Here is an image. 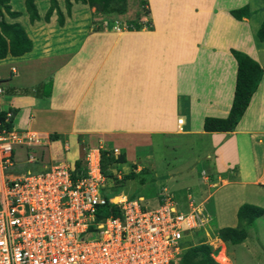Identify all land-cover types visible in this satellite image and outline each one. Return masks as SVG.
Wrapping results in <instances>:
<instances>
[{
	"label": "crops",
	"instance_id": "0c3cea01",
	"mask_svg": "<svg viewBox=\"0 0 264 264\" xmlns=\"http://www.w3.org/2000/svg\"><path fill=\"white\" fill-rule=\"evenodd\" d=\"M11 1L10 11L18 15L2 17L23 28L31 47L20 56L0 59V110L12 109L11 126L38 139L28 146L41 144L46 149V158L39 156L43 165L58 161L74 167L79 159L83 163L88 150L100 148L123 151L124 162L111 165H125L133 158L131 149L154 135L173 150L177 141L190 147L192 140H204L210 147L203 156L208 167L200 169L201 185L196 187L204 192L200 173L216 185L209 193L211 208L222 223L215 233L235 226L242 203L257 206L264 215V70L232 130L202 129L204 117L222 118L228 113L236 70L230 49L264 65V40L255 35L264 15L263 0H146L148 14L139 17L142 25L137 29L104 20V26L91 29L85 10L94 8L83 4V19L78 21L70 6L68 18H73L66 20L70 32L63 37L55 29L64 27L65 20L59 25L54 11L56 27L48 25L52 13L46 22L36 7L39 19L30 22L23 8L28 25L43 29L30 33ZM242 6H247V16L235 19L229 11ZM48 81L46 97L41 86ZM165 172L172 170L168 167ZM163 189L177 198L170 188ZM183 195L191 199L190 193ZM192 197L200 212L204 198ZM217 240L225 251L227 245L245 243ZM226 258L227 264H236Z\"/></svg>",
	"mask_w": 264,
	"mask_h": 264
},
{
	"label": "built area",
	"instance_id": "2783aa9c",
	"mask_svg": "<svg viewBox=\"0 0 264 264\" xmlns=\"http://www.w3.org/2000/svg\"><path fill=\"white\" fill-rule=\"evenodd\" d=\"M24 138L28 134L0 122V264L180 263L183 240L200 225L193 201L178 208L162 189L154 208L125 196L112 203L115 216L97 218L96 207L105 199L100 189L114 177L101 173L99 153L88 150L79 169L57 161L11 175L15 148ZM25 157L36 161L27 151Z\"/></svg>",
	"mask_w": 264,
	"mask_h": 264
},
{
	"label": "rangeland",
	"instance_id": "374dc122",
	"mask_svg": "<svg viewBox=\"0 0 264 264\" xmlns=\"http://www.w3.org/2000/svg\"><path fill=\"white\" fill-rule=\"evenodd\" d=\"M56 2L59 5V8L61 11L64 12V4L63 0H56ZM36 7L38 9V12L40 15H43L47 6L49 5L48 0H35ZM11 8L20 10L22 12V16L19 17V21L23 23L24 26L27 27V30L30 31V33H38L39 31L43 29H34V24L28 25L26 15L24 14L23 8V0H12L11 1ZM79 10L77 11V9ZM86 6H83V4L75 3L71 5V9L76 12L75 16L79 17V19H83V11L85 10ZM89 9V10H88ZM143 7L139 4V0H126V10L123 15H117L115 17L110 15H103L98 14L93 11L92 8H87L85 10V16L88 14L90 15V20L92 21L91 29L94 28L97 25H101L100 27L104 26L105 22H113L117 21V25L124 26L126 29H133L134 23L137 21L139 22V17H143ZM68 15H65L64 17V25L68 26L69 22H66ZM54 17V13L51 15V23L49 21V24H53L52 19ZM72 16L68 18L69 21H72ZM104 20V21H103ZM42 23V21H40ZM142 22V21H140ZM40 23V24H41ZM146 25L149 22H145ZM142 24V23H141ZM38 25V24H37ZM44 25V24H43ZM56 25L55 22L53 26ZM62 25V26H64ZM56 27L55 30L59 31L61 34V37L65 36L66 33L70 32V25L68 27ZM51 26H46L44 28L48 29ZM94 29H98L97 27ZM45 30V29H44ZM65 44L63 45V47ZM37 47H35L34 51H37ZM2 94H0L1 96ZM2 98V97H0ZM17 120V119H16ZM17 132L28 134L29 139L24 138L23 144L20 146H17L15 148L14 153V160L15 163L11 170L8 172L11 175H19V174H25L27 171L35 172L41 169V158H46V149L41 148V144H33L31 147L28 146L27 142H35L37 143L36 139L34 137L32 138L33 133L27 131V130H17ZM160 135H154L147 141H141L139 142L138 147H134L131 150H135V155L133 153V158L130 155L129 158L130 162L125 163V165H114L110 166L109 169L111 172V176L113 173L120 176V180L117 183L114 179V177L108 179L105 182V185L103 188L100 189V194L102 197L106 199L114 200L117 196H122L125 194L126 196L129 195L130 197L134 198L136 196H141V202L143 205H145V208L151 209L154 208L159 199H160V193L162 192L163 187L164 188H170L169 190L174 193V200L176 201L178 208H184L186 206V195L189 194L191 196V201H196L194 197L197 196V200L200 198L202 201V208L199 213V220L198 223H200L199 226L195 227L193 231L191 232V235L189 237H186L183 240V246H190V245H198V244H206L210 247V252L213 253L215 250H213L215 247L213 245L214 242H216L217 239L214 237L216 236L215 230L216 226L222 224L220 220H218L215 216L213 207L211 208V205L209 203V193L211 191V187H214L216 185H211L210 183V176L209 175H203L200 173L201 176H204V182L202 185V188H204V192L197 191L198 185H201V179L199 176V171L202 168H207L206 158L203 157L206 151L210 150L209 143L202 141H196L192 140L190 142V147L185 146L182 143H179L177 141L174 142L177 146L174 147V150L171 149L169 146V143L159 137ZM161 140V142H160ZM160 142V143H159ZM163 145H167L168 147L163 148ZM178 148V149H176ZM176 149V150H175ZM25 150L28 153H32L34 157L36 158V161L33 163L26 162L25 157ZM113 153L118 154L119 152L116 150ZM38 158H37V155ZM40 160V162H39ZM132 160V161H131ZM132 162V163H131ZM44 163H42L43 165ZM139 165V167H136L135 171L137 174L130 178V179H124L122 178L123 175L127 174L129 171L132 170V166ZM168 167L172 170V172H167ZM166 176L168 178H166ZM115 177V178H116ZM167 179V180H166ZM113 181V182H112ZM185 181L187 184H183L182 182ZM121 183V185H119ZM194 184V186H193ZM166 186V187H165ZM193 186V188H192ZM196 190V191H195ZM200 193V194H199ZM128 196V197H129ZM122 197L116 198V201H119L122 199ZM236 223V220H235ZM246 238L243 240L245 241L244 245L237 244V245H229L223 246V256H228L229 259L236 264H264V215L258 216L256 220H254L253 224L246 226ZM224 256V258H225ZM191 257V253H188L185 257V260H189ZM211 257V256H210ZM216 259L215 257H213ZM227 258H225V261ZM216 261H219L216 259ZM187 262V261H186ZM220 262V261H219ZM227 262V261H226ZM221 264H224L220 262ZM189 264V262H187Z\"/></svg>",
	"mask_w": 264,
	"mask_h": 264
},
{
	"label": "trees",
	"instance_id": "16d2710c",
	"mask_svg": "<svg viewBox=\"0 0 264 264\" xmlns=\"http://www.w3.org/2000/svg\"><path fill=\"white\" fill-rule=\"evenodd\" d=\"M9 0H0V59L4 58L7 54L12 57H17L23 53L30 50L31 41L26 36L23 28L18 23H7L3 19V13L9 15L10 17H15L18 15L17 11H10L8 4ZM49 5L47 6L44 14L43 20L48 21V18L52 11L55 12L56 21L59 25L63 23L64 14L57 6L56 0H48ZM71 1L74 3L87 4L94 8V12L103 15L119 16L125 13L126 10V0H63L65 14L68 15L70 12ZM24 9L27 13L28 20L30 22L39 19V15L36 10V5L34 0H23ZM139 4L143 7V14H148V9L145 7L147 4L146 0H139ZM263 11H264V0H263ZM229 13L235 19H241L246 17L248 14L247 6H242L236 9H232ZM141 22L134 23V28H139ZM130 29V28H129ZM258 40H264V15L263 18L255 32ZM230 53L233 56L236 63L235 78H234V88L231 104L228 113L225 117H209L203 118L202 129L207 132L220 131L226 132L230 131L237 124L242 113L244 112L251 94L256 89L259 82L261 73L264 70V65L259 66L256 61L248 57L246 54L230 49ZM3 79H0V81ZM43 87V88H42ZM43 96H49L50 93V82L43 83L42 86ZM8 116V122H4L5 112L0 111V122L1 126L9 127L11 126V119L14 111L10 109ZM99 166L101 173L110 177L111 172L108 167L112 163L124 162V153L120 151L117 155L113 153V149H99ZM82 165L81 160H77L75 163V168L79 169ZM135 166H132V170L127 174L123 175L122 178L130 179L134 177L137 173L133 171ZM121 197L117 196L116 198ZM104 199L102 204L97 205L95 215L96 217L116 215L117 207L112 204L115 200ZM129 198H132L129 196ZM261 210L255 205L242 203L238 206L236 210V224L235 226H224L218 228L216 231L217 237L221 241H228L232 244L240 243L244 240L246 236L245 227L250 225L253 220L261 215ZM212 252V251H211ZM210 247L206 244L190 245L187 246L181 255L179 264H221L215 261V259L210 257ZM188 253H191L189 260H185ZM187 261V262H186Z\"/></svg>",
	"mask_w": 264,
	"mask_h": 264
},
{
	"label": "bare ground",
	"instance_id": "6f19581e",
	"mask_svg": "<svg viewBox=\"0 0 264 264\" xmlns=\"http://www.w3.org/2000/svg\"><path fill=\"white\" fill-rule=\"evenodd\" d=\"M122 197V196H121ZM120 198V197H119ZM125 198V195H123V197H122V199L121 200H123ZM121 200H119V201H121ZM119 201H116L115 203H117V202H119ZM218 239V238H217ZM213 245H214V247L215 248H219L218 249V252H216V253H214V254H212V257H215L217 260H219L220 262H222V263H224V264H227V260L225 261V258H226V256H225V254H224V256H225V258H224V256H223V246H224V244H222V243H220V242H218V240H216V242H214L213 243ZM224 253H225V250H224ZM216 259H215V261H216ZM219 261H217L218 263H220Z\"/></svg>",
	"mask_w": 264,
	"mask_h": 264
},
{
	"label": "clouds",
	"instance_id": "9594fccd",
	"mask_svg": "<svg viewBox=\"0 0 264 264\" xmlns=\"http://www.w3.org/2000/svg\"><path fill=\"white\" fill-rule=\"evenodd\" d=\"M214 254V253H213ZM210 256H211V254H210Z\"/></svg>",
	"mask_w": 264,
	"mask_h": 264
}]
</instances>
